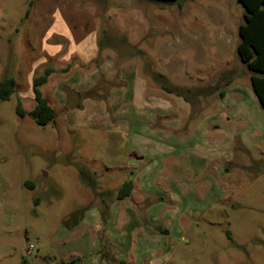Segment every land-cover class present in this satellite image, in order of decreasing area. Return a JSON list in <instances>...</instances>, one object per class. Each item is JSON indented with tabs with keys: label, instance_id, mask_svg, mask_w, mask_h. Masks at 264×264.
<instances>
[{
	"label": "rangeland",
	"instance_id": "374dc122",
	"mask_svg": "<svg viewBox=\"0 0 264 264\" xmlns=\"http://www.w3.org/2000/svg\"><path fill=\"white\" fill-rule=\"evenodd\" d=\"M178 1L0 0V80H15L0 100V264H98V242L121 249L113 256L102 248L103 264H264V146L263 155L251 146L238 169L231 164L206 200L183 192L181 224L150 250L126 232L130 226L123 236L115 215L102 226H76L96 193L117 187L134 151L170 153L152 143L151 121L180 123V132L216 113L220 89L232 99L254 96L236 54L243 7ZM46 69L40 90L55 117L39 126L15 108L34 107L32 80ZM64 85L80 96L73 110ZM198 86L217 88L198 98ZM245 111L238 126L261 123L264 137V112ZM173 181L170 188L182 186L180 177ZM177 196L172 211L181 209ZM135 239L138 251L127 252Z\"/></svg>",
	"mask_w": 264,
	"mask_h": 264
},
{
	"label": "crops",
	"instance_id": "0c3cea01",
	"mask_svg": "<svg viewBox=\"0 0 264 264\" xmlns=\"http://www.w3.org/2000/svg\"><path fill=\"white\" fill-rule=\"evenodd\" d=\"M231 82L232 80L228 79L226 83L229 85ZM196 89L199 91L196 95L198 98L214 93L212 91L205 93L204 87L199 88L198 86ZM241 91L236 92L241 93ZM240 95L239 99H232L227 90L220 89L218 96L221 99L216 113L213 112L211 116L204 113V117L196 121L194 126H185L187 124L183 123L181 127L183 130L180 132L177 131L180 123L174 122L171 126L165 123L162 127L151 121L149 133L153 136L152 143H163L166 149H170V153L156 157L154 155L145 156L134 151L133 159L129 160L125 173L120 175L117 187L110 188L112 191L102 189L96 193L97 201L90 203L92 209L86 208L76 223L77 229L81 225L85 228L91 224L101 223L102 226L105 216L108 220H112L115 215V222L120 233L124 236V226H130L131 229L126 232L140 236L141 244L143 242L147 250H150L149 246L153 241H163L165 237L171 235L170 230L173 232V226L177 227V224H181L179 221L185 207V203H181L183 192L191 193L194 199L204 201L209 195L213 196L214 185H219L223 178L229 175L228 167L231 164L237 168L239 165L242 166L244 159L249 160L251 146H256V152L263 155L264 151H260L258 146H264V137L262 133H257L262 124L249 122L240 124L239 127L236 123V120L243 118L242 114L246 113V109L255 112L256 116H259V112L263 109L255 94L252 97L248 92L249 100H245L246 97L243 94ZM248 127L251 131L247 136L244 130ZM185 128L187 131L184 130ZM176 177H180L182 186L176 189L170 188V183L174 182L173 179ZM126 182L131 183V189L126 196L117 198V193ZM91 183L93 184V181ZM222 190L226 191L225 188ZM111 192L114 194L113 197H110ZM177 195L180 197L181 209H175V212L172 209L177 204V200H174L178 197ZM134 241L135 243L126 248L127 252L138 251V239ZM112 246L108 242H98L97 248L93 250L96 253L98 264H103L101 257L103 255L98 256L102 248L112 253L113 256L115 253H121L120 248L114 250ZM155 250L154 247L153 251ZM85 258L84 255L83 259ZM74 261L76 260H69V264ZM110 262L109 264H115L113 261ZM120 264L124 262L121 261Z\"/></svg>",
	"mask_w": 264,
	"mask_h": 264
},
{
	"label": "trees",
	"instance_id": "16d2710c",
	"mask_svg": "<svg viewBox=\"0 0 264 264\" xmlns=\"http://www.w3.org/2000/svg\"><path fill=\"white\" fill-rule=\"evenodd\" d=\"M161 3L180 2L178 0H151ZM243 7V22L237 27L238 43L236 54L245 64L250 72V84L264 111V0H237ZM49 69L45 73L35 77L32 81L34 107L25 112L18 102L15 113L19 118L28 114L35 124L44 126L55 117L53 108L42 95L40 86L46 82ZM15 91V80L12 77H5L0 80V100H7ZM190 89H187L189 92ZM176 94H180L176 92ZM131 189V183L126 182L117 193V198L126 196ZM20 264H25L21 262Z\"/></svg>",
	"mask_w": 264,
	"mask_h": 264
},
{
	"label": "water",
	"instance_id": "95a60500",
	"mask_svg": "<svg viewBox=\"0 0 264 264\" xmlns=\"http://www.w3.org/2000/svg\"><path fill=\"white\" fill-rule=\"evenodd\" d=\"M61 90L65 94L66 108L68 110H73L78 106L80 96L73 88L68 85L62 86Z\"/></svg>",
	"mask_w": 264,
	"mask_h": 264
},
{
	"label": "built area",
	"instance_id": "2783aa9c",
	"mask_svg": "<svg viewBox=\"0 0 264 264\" xmlns=\"http://www.w3.org/2000/svg\"><path fill=\"white\" fill-rule=\"evenodd\" d=\"M34 248L33 244L28 245V250H32Z\"/></svg>",
	"mask_w": 264,
	"mask_h": 264
}]
</instances>
